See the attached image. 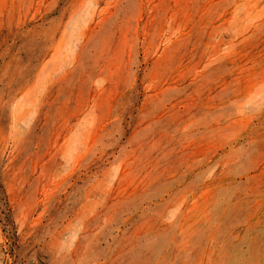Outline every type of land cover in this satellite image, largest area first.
<instances>
[{
  "label": "rangeland",
  "instance_id": "obj_1",
  "mask_svg": "<svg viewBox=\"0 0 264 264\" xmlns=\"http://www.w3.org/2000/svg\"><path fill=\"white\" fill-rule=\"evenodd\" d=\"M0 264H264V0H0Z\"/></svg>",
  "mask_w": 264,
  "mask_h": 264
},
{
  "label": "bare ground",
  "instance_id": "obj_2",
  "mask_svg": "<svg viewBox=\"0 0 264 264\" xmlns=\"http://www.w3.org/2000/svg\"><path fill=\"white\" fill-rule=\"evenodd\" d=\"M256 219V218H255Z\"/></svg>",
  "mask_w": 264,
  "mask_h": 264
}]
</instances>
